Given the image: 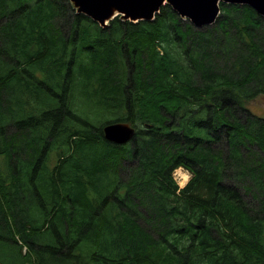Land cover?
<instances>
[{
	"label": "trees",
	"instance_id": "16d2710c",
	"mask_svg": "<svg viewBox=\"0 0 264 264\" xmlns=\"http://www.w3.org/2000/svg\"><path fill=\"white\" fill-rule=\"evenodd\" d=\"M220 8L104 27L70 0H0L9 264H264V18ZM101 112L133 139L108 141Z\"/></svg>",
	"mask_w": 264,
	"mask_h": 264
},
{
	"label": "water",
	"instance_id": "95a60500",
	"mask_svg": "<svg viewBox=\"0 0 264 264\" xmlns=\"http://www.w3.org/2000/svg\"><path fill=\"white\" fill-rule=\"evenodd\" d=\"M78 13H83L108 26L110 21L121 15L131 21H152L166 4L196 27L212 25L218 19L221 3L249 5L264 18V0H70ZM105 138L116 144L131 141L136 129L127 122L116 121L103 127Z\"/></svg>",
	"mask_w": 264,
	"mask_h": 264
},
{
	"label": "rangeland",
	"instance_id": "374dc122",
	"mask_svg": "<svg viewBox=\"0 0 264 264\" xmlns=\"http://www.w3.org/2000/svg\"><path fill=\"white\" fill-rule=\"evenodd\" d=\"M91 108H92V105H88V106L84 107V110L89 112V111H91ZM251 108L256 113L261 114V116H264V97H261V98L257 99L256 101L252 102L251 103ZM117 117H118V114H116V112H111V113H109V112L102 113L101 112V113L98 114V117H95V118L91 119V121H92V123L94 125L99 126V125L105 124L107 121L117 120ZM57 159H58V155L53 154L51 156V159H50V165L54 166L56 164V162H57ZM175 175H176V178H177L176 181L178 183H181V185H184V186L186 185L187 181L190 178V173L187 172L185 169H179L176 172ZM9 248L10 247H7V246L5 247L3 245V243L0 242V263L1 264L2 263H8L9 264L8 259H5V257H8V255L10 256L12 254V252H13V250L9 249ZM24 249H25V247H24ZM24 249H23V251H24ZM26 264H36V263L33 260L32 262H27Z\"/></svg>",
	"mask_w": 264,
	"mask_h": 264
},
{
	"label": "bare ground",
	"instance_id": "6f19581e",
	"mask_svg": "<svg viewBox=\"0 0 264 264\" xmlns=\"http://www.w3.org/2000/svg\"><path fill=\"white\" fill-rule=\"evenodd\" d=\"M186 183V182H185Z\"/></svg>",
	"mask_w": 264,
	"mask_h": 264
}]
</instances>
